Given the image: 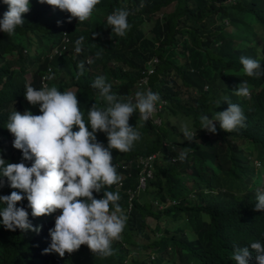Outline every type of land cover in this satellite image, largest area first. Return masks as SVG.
<instances>
[{
	"label": "trees",
	"instance_id": "trees-1",
	"mask_svg": "<svg viewBox=\"0 0 264 264\" xmlns=\"http://www.w3.org/2000/svg\"><path fill=\"white\" fill-rule=\"evenodd\" d=\"M119 8L130 12L124 37L106 24L107 16ZM7 10L0 0V19ZM69 15L30 0L23 25L13 35L0 31V158L9 160L2 143L10 115L23 113L24 106L40 114L39 106L24 98L27 85L76 93L87 121L93 104L106 106L92 87L97 77L104 76L118 98L134 103L135 93L144 91L136 88L140 72L153 66L150 90L159 94L157 103H164L147 121L140 120L138 112L132 114L129 125L141 138L131 151L111 150L120 182L102 192H119L124 210L128 191L137 184L136 159L159 152L158 161L146 188L132 198L126 226L112 242V255L93 254L86 245L62 258L45 254L55 221L33 219L24 199L17 207H24L32 227L40 230L9 231L0 223V264H236V247L264 244V211L253 210L257 190L264 192L259 175L264 170V75L249 77L240 63L242 56L251 58L264 71V0H100L82 23L67 22ZM81 36L82 51L76 53L75 41ZM63 45L61 54L49 59L48 51ZM48 76L53 78L45 79ZM243 81L250 89L248 97L234 93ZM226 101L241 107L245 126L225 132L215 122V134L200 129V117L211 119L226 110ZM177 114L190 117L194 141L184 140L172 119ZM155 117L160 125L153 122ZM96 136L107 146L104 133ZM185 147L192 150L182 163L177 157ZM0 180V195H10L14 189L7 178ZM102 192L93 195L99 199ZM3 207L0 203V210ZM171 217L173 225H159ZM152 220L156 224L150 230ZM46 224L50 228L42 237Z\"/></svg>",
	"mask_w": 264,
	"mask_h": 264
},
{
	"label": "clouds",
	"instance_id": "clouds-1",
	"mask_svg": "<svg viewBox=\"0 0 264 264\" xmlns=\"http://www.w3.org/2000/svg\"><path fill=\"white\" fill-rule=\"evenodd\" d=\"M38 2L69 13V23L73 19L82 23L91 17L100 0ZM3 3L8 6V10L3 14V19H0V31L13 35L16 28L24 23L23 14L30 11V0H3ZM140 7L143 8L144 4L141 3ZM129 15L127 9L119 8L107 16L106 24L112 33L119 37L126 35L130 28ZM65 34L61 38L64 44L69 41ZM83 41V36L75 41L76 53L82 51ZM64 48V45L62 49L58 46L51 48L47 53L49 59L53 60L55 55H60ZM55 49L60 53H55ZM240 63L247 76L264 75L258 61L242 56ZM79 67L83 69V64ZM145 69H142L141 76L136 81V88L144 91L135 93L134 103L131 99L125 101L118 98L111 91V84L106 83L105 77H97L92 87L98 90L106 106L98 108L93 104L87 110V121L80 109L76 93L61 92L54 86H44L40 89L26 86L24 98L30 105H38L40 114H33L35 110L30 111L31 109L23 113L15 111L6 125L9 133L2 145L9 160L0 158V177H6L8 186L14 189L10 195H0V203L5 205L0 210V223L6 230H40L39 227H32L26 209L17 207L18 202L26 199L33 219L39 220L42 216L45 222L49 219L55 221L54 229L50 230L51 244L49 248L44 249L45 254L54 252L62 258L65 253L71 254L86 245L93 254L102 257L112 255V242L120 238L126 226V215H129L131 210L132 198L146 188L148 180L153 177V166L159 157V152L139 156L155 155L151 166L152 176L147 179L143 188H139V168L136 188L128 191L129 203L124 210L118 203L119 192H102L120 182V176L112 163L111 150L115 149L120 153L131 151L134 143L141 138L135 127L129 125L130 117L138 112L139 119L147 121L160 100L159 94L150 90V74L146 84L141 83ZM52 78L48 76L45 79ZM234 93L242 97L250 96L247 82L240 83ZM227 103V109L215 112L211 119L208 115L201 116L200 129L215 134V122H219L220 128L225 132L244 127L246 117L241 107ZM74 128H78V131H74ZM98 132L106 135L107 146L97 140ZM181 132L184 140L194 141L193 131L188 124L181 125ZM191 150L192 148L185 147L177 159L185 162ZM3 185L4 181L0 180V187ZM94 192H102V198H95ZM256 200L253 210L264 211V192L257 190ZM49 228L46 224L41 232L42 237L48 233ZM233 259L236 264H264V244L256 241L250 243V248L236 247Z\"/></svg>",
	"mask_w": 264,
	"mask_h": 264
},
{
	"label": "built area",
	"instance_id": "built-area-1",
	"mask_svg": "<svg viewBox=\"0 0 264 264\" xmlns=\"http://www.w3.org/2000/svg\"><path fill=\"white\" fill-rule=\"evenodd\" d=\"M226 1L232 2L233 0H226ZM54 52L55 53H60V51L58 49H55ZM153 61H156V58H154ZM152 72H153V67L152 66L149 67V68H146L145 71H143L144 76L141 78V83L143 82L144 84H146L147 77ZM163 103H164V101H161V102L156 104L155 111L153 112V114H152V116L150 118L154 117V115L157 114L160 111L161 105ZM153 122L155 124H157V125H160V118L159 117H155ZM154 158H155V155H150V156H147V157H139L136 160V166L141 168V170L139 171V178H138V187L139 188H143L145 186V183H146L147 179L152 176L151 166H152V160Z\"/></svg>",
	"mask_w": 264,
	"mask_h": 264
},
{
	"label": "rangeland",
	"instance_id": "rangeland-1",
	"mask_svg": "<svg viewBox=\"0 0 264 264\" xmlns=\"http://www.w3.org/2000/svg\"><path fill=\"white\" fill-rule=\"evenodd\" d=\"M24 109H25V110H30V108H28L27 106H26V107L24 106ZM30 111H31V110H30ZM186 118H189V119L186 120ZM172 119H173V121L175 122V124H176L178 127H180V128H181V125H182V124H185V123L188 124V126H190V125H189L190 117H184V116H182V115H180V114H177V115H175ZM257 167L261 169V166H260V165H257ZM259 175H260V177H261L262 182H264V170L261 169V171L259 172ZM171 219H173V218L171 217V218H169L168 220H167V219H163V220L159 221L158 223H159V225H160L161 227H165V226L173 225L174 223L170 222ZM155 224H156L155 220L150 221V226H149L150 230H153V229H154ZM151 233H152V232H151Z\"/></svg>",
	"mask_w": 264,
	"mask_h": 264
}]
</instances>
